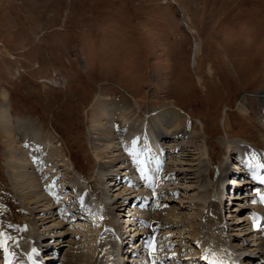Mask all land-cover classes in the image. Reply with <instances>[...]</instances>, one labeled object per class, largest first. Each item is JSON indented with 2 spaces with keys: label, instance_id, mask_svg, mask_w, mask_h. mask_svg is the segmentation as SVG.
I'll list each match as a JSON object with an SVG mask.
<instances>
[{
  "label": "rangeland",
  "instance_id": "obj_1",
  "mask_svg": "<svg viewBox=\"0 0 264 264\" xmlns=\"http://www.w3.org/2000/svg\"><path fill=\"white\" fill-rule=\"evenodd\" d=\"M103 97L129 101L141 119L143 111L180 108L187 139L194 137L182 158V153L193 161L205 158L203 138L207 141L212 175L204 196L210 205L182 208V192L160 205L168 209L160 214L167 224L156 231L155 243L167 263L185 264L187 253L197 256L195 241L209 219L231 239L250 245L243 229L251 230L248 222L258 192L251 170L257 167L264 179V0H0V105L7 102L11 115L8 130L0 119L1 263L17 264L16 244L22 243L25 251L38 234L43 241L58 239L51 264H66V255L73 252L94 255L100 226L94 223L103 213L104 194L109 190L116 200L122 195L117 193H132V186L141 184L139 178L124 186L126 176L116 169L117 162L120 173L114 179L121 182L120 190L110 192L109 180L96 173L101 157L91 145L89 123ZM117 142L124 145L119 138ZM237 143L248 147L239 149ZM15 150L38 165L35 173L42 174L38 184L50 197L48 207L57 206L50 222L38 217L53 209H28L21 200L7 159ZM165 151L170 162L171 147ZM238 156L247 160L250 171L235 172L237 165L244 167L236 163ZM44 158L46 165H40ZM222 164L229 168L225 192L231 181L247 179L243 186H231L235 196L250 199L238 204L227 198L219 205L223 195L215 196L211 187H217ZM185 176L195 184V175ZM172 182L167 180L165 188H172ZM81 195L94 205L86 218L77 209ZM124 202L115 204L113 215L119 219V235L125 232L135 242L123 214L132 212L136 202L122 214ZM107 217L100 220L104 226ZM53 228L64 233L58 236ZM7 239L16 241L15 246Z\"/></svg>",
  "mask_w": 264,
  "mask_h": 264
},
{
  "label": "bare ground",
  "instance_id": "obj_2",
  "mask_svg": "<svg viewBox=\"0 0 264 264\" xmlns=\"http://www.w3.org/2000/svg\"><path fill=\"white\" fill-rule=\"evenodd\" d=\"M134 105L139 108L136 101ZM180 110L181 109L178 107L176 109L174 105L156 108L147 113L141 110L143 111L144 117V119H141L140 114H135L133 112L132 105L127 100L117 102L104 97L98 100L94 113L91 114V123H89L91 124L89 130L91 145L94 147L96 156L101 157V161L97 163L96 173H99L100 176L103 177L102 179L109 180L107 188H111L110 192L113 190L114 192L120 190L122 184L120 185L121 182H115L114 177H116L117 174L114 173H120L121 171L124 172L123 176H126L124 186L128 185L129 181L133 183L138 181L139 178L141 184L136 186L135 183V186H132L134 189L132 193H128L127 191L117 193V196L122 193V195L125 194V197H121V195L118 196L116 200L113 199L111 196L112 194L109 195V190L106 191L104 199H102V206L104 208V210H102L103 213L98 214V218H96L99 220L94 223V225L100 224L97 228L99 233L97 234L95 244L96 253L92 256H87L86 254L73 252L72 254L66 255V264H156V262L159 264V262L165 261L166 258L159 254V246L154 240L157 238L156 231L162 229L167 224V222L161 218L160 214L165 211L168 212V209L160 206L161 203L163 201L166 202L165 199L168 201L171 200L170 198L178 199L180 197L178 196L180 192L184 195L182 199H179L182 208L188 207L190 210H193L199 207V209H201L205 204L207 206L210 203V201H206L207 199L204 196L206 188L208 187L207 183L211 180L212 175L209 171V165H211L209 163L212 159L207 148V141L203 138L204 150L203 153H201L205 158H198V161H193L192 158L190 159L189 157L186 159L185 157L189 155L187 154L185 156L183 153L182 155H184V158H182V156L180 157V153L183 152L184 147L186 149L188 147L191 148V143H194L193 136L190 137V139L192 138L191 141L187 139L190 133L185 130L186 123L181 116L182 114L179 112ZM0 119L4 120L5 123L11 120L9 106L5 101L0 105ZM5 128H7V130L9 129L7 123L6 126L4 125V129ZM118 138L124 143L123 146H120L119 142H117ZM10 141L13 142L12 139ZM166 142L170 145H167ZM168 147H171V151L168 152L170 155H168L170 162H167L166 159L167 154L165 150H167ZM238 147L239 149H246L248 146L245 143H239ZM237 155L239 154L237 153ZM237 158L239 159H237L236 163L241 164L243 157L238 156ZM7 159L9 160L8 166L10 168V174L12 175V181H14L16 187L19 188L21 200L28 209H37L41 212H43V210L48 211L50 209L48 203H50L51 200L47 191L39 187L38 181L42 174L35 173L38 169V165L36 163L32 164L30 159L27 160L28 157L24 152L20 153L19 151L16 152V150L7 154ZM46 160L45 158L44 160L39 159L38 162L40 165H46ZM69 160L70 165L68 168L73 170L74 164L70 158ZM261 161L262 165H264V154L262 155ZM115 162L118 164L116 169L120 170V172L115 169ZM236 167L239 171L236 170L235 172L238 173L245 169L247 171L251 170L249 166L240 167L237 165ZM228 169L229 168L225 165L219 166V173L216 177L217 187L213 189L211 187V192H213L215 196L219 193L223 195L222 199L218 201L220 202L219 205L223 204V201H226L225 199L227 198L229 200H231L230 198H234L238 200L239 203H237L240 204L243 199L246 201L250 197L246 195L237 197L235 193L232 192L234 189L231 185H238L241 183L243 186L248 182L246 181L247 179L245 181H243V179L242 182L239 180L231 181L228 186L229 188H226L227 192L223 190L229 172ZM251 171L253 174L250 179L255 181L254 185L257 186L258 192L253 196L254 201H252V203L254 205V210H252L251 214L252 220L248 222L251 223V230H246L241 227L244 230L243 235L251 238V244L249 245L248 240L243 241V239H236L235 241V238L231 239L232 237L226 234L222 226L216 225L218 223L217 221L209 219L208 229L206 227L207 231L203 229L200 234L201 237L199 236L195 241L198 251L194 253H197V256L187 253L186 257L191 259L188 262H191L193 259L194 263L191 264H206L204 257L207 256L208 259L206 260L209 261V258L215 255L217 260L221 261V264H245V262L246 264H264V199H262V197L264 198V179L260 178L257 174V167L253 168ZM187 172L195 175V184L189 180V177L187 178L185 176ZM167 180L173 181L172 188H165ZM221 185H224V187H220ZM129 186L131 187V185ZM219 187L220 189L218 191ZM167 190L170 191L171 194H168ZM84 197L82 195L79 197L77 209H79V217L85 216L86 218V216L90 215L88 212L93 209L92 207L94 205L90 204L87 199L84 200ZM162 198L164 199L162 200ZM120 199L127 202L125 207H120L122 214L129 208L131 201L136 202L132 212L129 209L126 216L123 214L125 222L128 223L129 232L131 231L133 237L137 238L135 242H131L129 238L127 239V237H125V232H121V235L118 233L119 219L113 214L115 211V204ZM256 202H262V204L257 206L255 205ZM55 207L57 206H52L51 209L53 210L49 211L45 217L38 218H40L42 222H50V218L55 216ZM189 214L190 213H188V215ZM107 215L109 217V224L108 226H104L103 223L101 224L100 220L107 217ZM191 215L193 214L189 216L191 217ZM189 219L192 218H188V220ZM244 220H246V218H242L241 226H244ZM59 224L60 222L50 225L56 227V225ZM54 230L56 231L57 229ZM43 231H45V228ZM57 231L58 236L60 233H64V231L62 232L59 229ZM46 233L51 234L53 232ZM41 235H36L38 239L34 242L31 239H29L30 241L27 239V244H30L27 248H23L24 250L26 249L25 251H22V247L24 246L22 243L16 244L18 248L15 252L13 251V253L19 257L17 264L52 263L54 259L53 254H55L53 245L59 243L58 239L54 241H43L40 239ZM120 237L123 240H121L122 243L119 241ZM12 241L7 239V244L11 245V243H16V241ZM245 252L248 254H245ZM201 255L202 257H200ZM121 256L123 262L121 260L119 261ZM7 259L8 258H6L5 261ZM0 264L7 263H1L0 260ZM8 264H11V261Z\"/></svg>",
  "mask_w": 264,
  "mask_h": 264
},
{
  "label": "snow or ice",
  "instance_id": "obj_3",
  "mask_svg": "<svg viewBox=\"0 0 264 264\" xmlns=\"http://www.w3.org/2000/svg\"><path fill=\"white\" fill-rule=\"evenodd\" d=\"M261 167H264V165H261ZM262 199H264V198H262ZM204 259H208V257L205 256ZM210 264H215V262H210Z\"/></svg>",
  "mask_w": 264,
  "mask_h": 264
}]
</instances>
